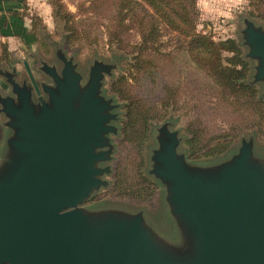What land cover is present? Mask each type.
Instances as JSON below:
<instances>
[{
    "label": "water",
    "instance_id": "95a60500",
    "mask_svg": "<svg viewBox=\"0 0 264 264\" xmlns=\"http://www.w3.org/2000/svg\"><path fill=\"white\" fill-rule=\"evenodd\" d=\"M241 32L253 80L264 82V29L245 19ZM101 68L85 86L68 61L60 74L50 70L46 99L31 100L12 80L15 95L0 94L10 130L0 154V264H264V159L250 137L222 161L196 165L177 151L176 131L157 128L149 172L164 188L177 241L141 210L80 206L105 184L98 162L111 104L99 94Z\"/></svg>",
    "mask_w": 264,
    "mask_h": 264
},
{
    "label": "rangeland",
    "instance_id": "374dc122",
    "mask_svg": "<svg viewBox=\"0 0 264 264\" xmlns=\"http://www.w3.org/2000/svg\"><path fill=\"white\" fill-rule=\"evenodd\" d=\"M113 0H0V94L14 96L12 82L26 86L30 98L46 99L42 83L54 84L50 70L60 74L66 61L74 65L81 75L80 82L86 85L91 69L96 63L102 65L99 94L111 104L103 111L104 122L109 127L103 132L106 158L99 161L107 170L100 178L105 181L80 203L86 209L118 208L130 212L143 211L145 220L167 242L180 239V233L171 218L165 202V191L160 181L149 172L151 152L157 147V128L165 124L168 131H176L179 138L177 151L196 165L215 164L229 157L240 144L241 138H251L254 154L264 159V122L251 112L235 113L220 100L212 78L193 63L187 52L184 35L173 31L168 25L158 22L159 35L156 43L144 51L150 62L143 69H135L132 55L140 37V27L124 15L119 22ZM250 0H196L194 24L197 32L206 34L214 41L233 38L241 47V53L249 62L247 81L255 86L264 100V82L254 81V61L247 57L242 29L245 19L264 29V3L260 14L251 9ZM139 16L140 9L135 8ZM253 12L252 15L250 12ZM70 13L67 24L75 29V37L68 39L64 13ZM147 12V11H146ZM144 14V13H143ZM147 23L149 18L143 17ZM116 33L122 39L117 42ZM109 36L112 40L110 41ZM156 46V50L152 47ZM231 53L222 50V63ZM28 65L39 93H35L25 64ZM199 67V68H198ZM124 76L122 80L117 77ZM116 81V82H115ZM119 82V85L116 83ZM125 88V92L140 99L146 108H151L154 117L147 130L148 139L140 149L137 141L124 138V102L112 88ZM113 90V91H112ZM34 91V92H33ZM171 93V94H170ZM37 96L35 99L34 97ZM164 98L168 103L164 105ZM197 119L205 128L206 139L221 133L232 136L231 145L216 156L190 158L183 142L187 122ZM0 111V154L10 130ZM194 122V121H192ZM137 176L146 175L150 185H155L153 194L145 200L120 194L114 189L115 172ZM147 182V181H146Z\"/></svg>",
    "mask_w": 264,
    "mask_h": 264
},
{
    "label": "trees",
    "instance_id": "16d2710c",
    "mask_svg": "<svg viewBox=\"0 0 264 264\" xmlns=\"http://www.w3.org/2000/svg\"><path fill=\"white\" fill-rule=\"evenodd\" d=\"M195 3L196 0H113L112 4L115 5L119 22L124 19V15L127 13H130L128 18L132 23L138 20L137 27H140V37L138 42L132 45L136 49L132 55V60H134L132 65L135 69L140 70L150 62L149 58L144 56V51L156 43L159 35L157 24L162 22L173 31L184 35L187 41L188 56L193 63L212 78L220 100L231 106V110L235 113L243 115V112H251L257 120L264 122V100L260 94L258 95L255 86L246 80L249 62L241 53V47L233 38L214 41L210 36L197 32L194 24ZM262 3L264 0H250L249 5L251 9L258 11L257 15H259ZM135 8L140 9L144 14L139 16L135 13ZM250 13L254 15L252 11ZM144 16H147L151 21L145 23ZM64 18L66 32H68L67 38L71 39L75 37L76 32L72 25L67 24L70 19L72 21V15L68 12L64 13ZM261 18L264 20V17ZM116 37L117 42L121 44L122 39L118 35ZM109 38L111 41V36ZM152 48L156 50V46ZM222 50L231 53L225 58L227 64L222 63ZM123 78L124 76L117 77L116 81ZM116 84L119 85V82ZM112 89L117 91L116 93L124 102V120L122 121L124 138L132 142L136 140L141 149L143 143L149 138L147 130L151 125L150 119L155 115L154 111L149 107L146 108L140 99L127 94L124 87ZM164 101L163 104L166 105L168 98H164ZM192 121L187 122L184 128L185 138L183 140L190 158L216 156L231 145V140L225 139L232 136L229 133L217 134L213 138L206 139L204 138L203 124L197 123V119ZM119 174V172H115L113 185L118 193L141 200H145L153 194L156 186L150 185L146 175L139 173L134 177L130 174Z\"/></svg>",
    "mask_w": 264,
    "mask_h": 264
},
{
    "label": "flooded vegetation",
    "instance_id": "af4514ba",
    "mask_svg": "<svg viewBox=\"0 0 264 264\" xmlns=\"http://www.w3.org/2000/svg\"><path fill=\"white\" fill-rule=\"evenodd\" d=\"M31 84H32V82H31ZM32 86H33V84H32ZM33 90L35 91L34 86H33ZM34 91H33V92H34ZM35 93H36V92H35ZM36 97H37V96H35L34 99H35Z\"/></svg>",
    "mask_w": 264,
    "mask_h": 264
}]
</instances>
